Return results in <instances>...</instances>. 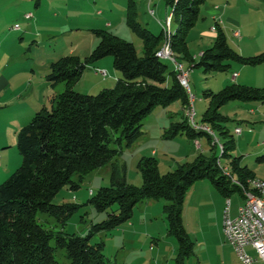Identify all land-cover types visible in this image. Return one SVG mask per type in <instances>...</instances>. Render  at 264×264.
I'll return each instance as SVG.
<instances>
[{
	"label": "trees",
	"instance_id": "obj_1",
	"mask_svg": "<svg viewBox=\"0 0 264 264\" xmlns=\"http://www.w3.org/2000/svg\"><path fill=\"white\" fill-rule=\"evenodd\" d=\"M203 1L165 0L171 7L175 26L169 44L176 60L186 61L191 68H201L204 73L225 71L231 60L245 65L263 63L264 50L242 55L230 46L220 25L216 27L213 43L204 48L198 58L192 56L187 34L199 19ZM125 22L140 37L142 55H138L132 42L109 30L96 28L92 31L99 40L90 54L83 59L67 54L50 63L47 81L53 87L62 82L64 89L54 95L50 109L41 108L17 132L21 163L0 183V264H60L55 259L59 248L65 250L71 264H118L107 260L102 252L103 242L91 243V237L127 222L137 203L151 199L165 200L167 232L177 243L174 264H186L194 244L181 216L187 188L201 178L210 179L224 195L249 188L247 181L254 177L252 170L241 165L235 156L230 158L228 167L220 161V157H230L229 151L235 146L226 128V123L232 119L219 108L230 100L263 103L264 85L235 82L218 91L204 89L202 92L208 106L201 122L208 125L215 136H220L216 137L217 142L214 135L193 129L184 115L171 122L168 129L170 136L186 134L193 140L206 136L211 145L208 154L200 152L193 160L180 163L166 173H160L154 158L142 156L137 164L141 185L127 181L126 165L115 159L121 144L130 146L142 134L143 120L155 106L179 100L184 112L188 94L174 68L156 55L163 42V31L154 34L139 22L133 0L128 1ZM105 56L112 57L113 66L121 73L115 85L96 94L74 90L85 68ZM217 143L222 146L220 155H217ZM259 159L264 160V154ZM107 164L111 165L109 185L91 192L86 202L97 211L113 204L117 208L109 212L106 219L91 224L86 235L64 233L67 219L81 204L53 203L54 196L63 187L77 190L88 173ZM39 213L52 217L54 226L59 229L38 221Z\"/></svg>",
	"mask_w": 264,
	"mask_h": 264
},
{
	"label": "rangeland",
	"instance_id": "obj_2",
	"mask_svg": "<svg viewBox=\"0 0 264 264\" xmlns=\"http://www.w3.org/2000/svg\"><path fill=\"white\" fill-rule=\"evenodd\" d=\"M17 1L18 2L15 0H6L0 3V39L5 35L4 44L8 42L10 38L13 40L15 39L8 45L11 47V51H13V56L18 58L16 62L18 66H25L30 69L32 68L31 66L28 67L30 62L34 63L36 61V63L40 64L47 54L54 51L60 54L57 55L59 57L67 54L78 56V54L84 52L83 47L78 49L75 53L68 51L67 47L70 42L68 36L45 39L43 30L37 25H34L32 33H27L28 23L31 22V19L27 20L22 17L27 4L25 0ZM113 1L115 5V10L112 14L113 21H110L109 18V22H112L113 27H109V31L115 34L119 32L123 34V36L125 35L126 37L124 36L122 38L132 42L135 45L138 55H142L143 45L140 37L128 28L123 16L117 11L116 5L121 0ZM19 2L21 4H19ZM111 3L112 0H109V11L110 8H112ZM96 9H94L93 13H86L85 10L87 9H83L80 19L89 23L94 22L98 17L94 14ZM137 9H140L138 5ZM19 10H22L23 13L19 14ZM170 11L171 7L168 6L167 13H170ZM165 16L166 15L160 17L162 21H164ZM170 17L171 15L169 18ZM138 20L141 21L143 25L149 23V26H153L158 30V26L154 22L155 19L147 14L145 10L139 11ZM16 24L19 25V29L15 30V32H10L15 29L13 27ZM86 26L88 25H84V27ZM174 27V23H172L173 30ZM124 29H127L128 32L125 33ZM195 30L193 26L189 31L193 32ZM92 33L91 35L96 36L94 32ZM35 40H37L38 46L34 42ZM189 41L194 47L197 46V41H195V39ZM195 52L198 53L197 50ZM79 57L83 59L85 56ZM106 57L110 59V61L108 60L109 67H104L107 70L105 76L102 74L95 76L93 70L83 71L80 78L74 84L73 89L82 93L96 94L103 89V87H113L117 80L115 73L118 72L119 75H121V73L113 66L112 57L105 56L103 58ZM163 60L170 68L172 67L173 64L171 61L166 59ZM181 62L187 68L190 67L188 62L183 60ZM229 63L230 67L227 70L210 73H204L202 69L198 67L189 68V86L191 93L195 96V118L198 122H201L202 114L208 106V100L203 98L202 95L204 89L218 91L227 85L226 80L230 79L233 71H239L242 75L241 79H243L245 76L244 70L241 72L240 67L246 69H261L260 67H262L264 62L257 65H245L231 60ZM36 71L38 72L39 69L36 68ZM249 81L256 82L254 79H246V81H240L238 83L257 86L248 83ZM25 82L26 76L24 77V75L22 76L19 74L14 84L20 85ZM61 85L62 84L58 86L60 90L62 89ZM1 94L4 95V97H2ZM5 96V93H0V110L8 107V103L3 101ZM258 105H260V107ZM45 106L47 109H50L51 101L49 98L47 100L45 99ZM180 106L179 100H175L166 106H155L143 120L142 134L130 146H126L124 143L121 144L120 151L115 159H118L119 162L126 165V179L130 184L139 186L142 183L141 174L137 165L142 156L154 158L160 173H166L174 169L180 163L193 160L200 153L194 146V140L186 134L179 133L175 136H170L168 134V129L171 124L168 115L173 113V116L177 118L176 121L180 120L182 117L180 115ZM252 107L255 108L254 113L249 111ZM219 111L232 119L226 123V128L229 134L232 135L235 146L233 150L229 151L230 157H220L221 163L228 167L230 158L233 156L238 157L240 164L246 165L252 170L254 177L264 180V160L259 159V157L264 154V102L230 100L223 104L219 108ZM6 124L5 119L0 116V133H2L8 141H12L11 146L8 147L9 163L12 169L15 170L20 165L22 159L16 144L18 130L16 132L10 126L6 128ZM236 125L241 128L240 134L234 132V127ZM217 136L214 134V140ZM220 141L222 142L223 139L220 138ZM200 142L202 148L205 150L203 153L208 154L211 145L207 137L201 136ZM217 150V155H220V149L218 148ZM110 170V164L95 169L85 176L80 188L77 190H70L63 187L54 196L52 200L53 203L74 202L81 204V206L67 219L63 228L64 233L86 235L91 230V224L106 219L108 213H111L117 208V205L113 204L106 210L97 211L92 205L86 202L90 197V190L95 193L100 187L109 185ZM228 198L230 199L229 209H231V214L235 215L238 206L243 202L239 191H233L228 195H224L208 178L198 179L187 188L182 204L181 216L185 229L194 244L193 253L187 258L186 264H189L188 260L192 261L191 264H197V258L202 261V264H231L233 262L232 256L236 254H234L229 246L230 244L226 240L223 230V220ZM149 201L150 202L147 200L137 203L133 209L131 218L128 220L131 223L134 222L137 224L139 222L143 225L139 226L140 228H138V225H135V227H137V233L134 236L128 233V229L132 227V224H128V221L115 228L102 230L93 234L90 242H103L102 252L107 260L116 261L118 264H148V260H151V264H154L155 259L152 256L158 248L161 249L163 254L167 253L168 255H170L172 251V245L175 246V250L177 249L175 238L167 232L168 225L164 212L165 200L151 199ZM37 218V220L43 224L53 227V229L56 230L59 229L54 226L55 220L46 214L39 213ZM219 221H222L221 229L218 227ZM130 236L133 237L134 242L131 241ZM128 238H130V240H128ZM146 238L148 242L144 243ZM193 258H195V260H193ZM55 259L60 264H71L70 259L66 256L65 250L62 248L56 250Z\"/></svg>",
	"mask_w": 264,
	"mask_h": 264
},
{
	"label": "crops",
	"instance_id": "obj_3",
	"mask_svg": "<svg viewBox=\"0 0 264 264\" xmlns=\"http://www.w3.org/2000/svg\"><path fill=\"white\" fill-rule=\"evenodd\" d=\"M6 0H0V3ZM18 2L17 0H15ZM21 1V0H19ZM27 7L24 11L23 18L30 20L28 23L27 33H32L34 25H37L39 28L43 30V35L45 39H55L58 36H68L70 42L68 44L67 50L75 53L83 47L84 52L78 54V56H86L90 51L94 48V46L98 42V37L93 34L92 29L102 28L108 29L109 27H113V13L115 10L114 1L112 0V8L109 11V0H25ZM129 0H121L117 3V11L120 15L123 16L125 20L127 5ZM136 5L139 6V10L137 9V19L140 10H145L147 14L152 16L155 19V24L158 26V30L149 26V23H146L147 26L154 34H159L162 31L161 27V18L163 15L170 14L168 11V6L165 3V0H133ZM29 3V5H28ZM84 3V6H83ZM19 4H21L19 2ZM17 4V5H19ZM99 7V8H97ZM97 8V9H96ZM85 10L86 13H93L94 9L96 12L94 13L96 16V20L94 22L83 21L81 18V12ZM153 10V15L150 14L149 10ZM27 12L32 13V17L25 18L24 15ZM78 12V13H77ZM19 14H22V10H19ZM141 14V13H140ZM17 15V10H16ZM156 15V16H155ZM172 16V15H171ZM200 20V21H199ZM220 20V27L223 29L227 36L228 43L231 47L237 50L242 55H254L264 50V0H204L201 5L199 19L194 25L195 31H189L187 34V42L188 48L192 56L198 58L199 54L202 50L208 46H210L216 36V31H212V25ZM143 24L141 21H139ZM84 25H88L84 27ZM90 25V26H89ZM115 28V27H114ZM129 28V27H128ZM239 29L240 37H235L232 34L233 29ZM19 29V28H18ZM17 29H13L15 32ZM125 33L128 32L127 29H124ZM158 31V32H157ZM171 31L172 23H171ZM195 32V33H194ZM114 33V32H113ZM11 34V33H10ZM120 37H124L123 34L116 32ZM130 35V33H129ZM3 35L0 39V93H5V98L3 101L8 103V107L0 110V116L6 121V128L8 126L12 127L14 131L17 132L23 125L27 124L33 115L39 111L41 108L45 106V99L51 101V105L53 103L52 98L57 93L61 92L64 89V84L62 82L57 83L54 87L49 84L47 81L46 75L49 70V65L52 61L59 58L60 55L57 52H50L46 55L41 63L30 62L28 65L32 68H27L25 66H18L16 63L18 61L17 57L13 56V51H11V47H9V43L14 40L10 38L8 42L5 40L4 42ZM126 37V36H125ZM131 37V36H130ZM128 39V38H127ZM191 39H195L197 41V46L191 45ZM37 46V40L34 41ZM190 42V43H189ZM191 45V46H190ZM198 51L195 52V51ZM107 58V57H106ZM101 58L87 66L84 70H93L94 75H101L95 71L96 68L105 69L109 67L108 63L110 59ZM109 60V61H108ZM261 66V65H260ZM39 67V68H38ZM106 67V68H104ZM173 67V66H172ZM186 67V66H185ZM36 68L39 71H36ZM256 69H246L244 67H240V71L244 70V78L241 79L242 75L239 71H233V73H237L236 77H232L233 73L230 76V79L226 80V83H238L240 81H246V79H254L256 82L249 81L248 83L261 86L264 83V63L262 67ZM91 72V71H89ZM85 73V72H84ZM107 73V70H106ZM21 74L24 77L26 76V82L23 84H14L17 76ZM119 73H115V77H119ZM246 77V78H245ZM61 85V90L58 89V86ZM104 88V87H103ZM2 97L4 95L1 94ZM7 101V102H6ZM7 105V104H6ZM260 107V105H258ZM181 107V106H180ZM249 111L251 113L255 112V108H250ZM180 115H183V108H180ZM170 117V123L176 121V117L173 116V113L168 115ZM236 127H239L236 125ZM5 133V132H4ZM17 140V139H16ZM200 142V137L198 138ZM12 141H8L2 133H0V183L3 182L8 176L14 171L12 166L9 163V152L8 147L11 146ZM194 146L196 150L200 152H205L202 148V144L200 142V147L198 148L195 143ZM90 190L89 193H91ZM242 199L243 195L239 192ZM244 200V199H243ZM148 202H150L148 200ZM148 205V204H147ZM229 215L231 214V209H229ZM236 215V214H235ZM145 222V221H144ZM131 222L128 221V224ZM132 227H130L129 235L134 236L137 231L135 225L143 226L142 223H134L132 222ZM218 227L222 228V221L218 222ZM131 237V241L134 242L133 237ZM130 240V238H128ZM148 242L146 241L144 243ZM152 245V244H150ZM172 245V243H171ZM233 250L232 246L229 245ZM246 251L256 257V253L251 246L246 247ZM234 252V250H233ZM155 254V255H154ZM153 254L152 257L155 259L154 264H174V256L176 254L175 246L172 245V251L170 255L167 253L161 252V249L158 248L157 251ZM232 254V253H231ZM235 254V252H234ZM232 256V255H231ZM236 256V255H235ZM232 256L233 262L231 264H242L240 260ZM197 258V257H196ZM237 258V261H236ZM195 260V258H193ZM191 260H188V263L191 264ZM197 264H202V261L198 260ZM148 264H151V260H148ZM255 264H261L260 262H256Z\"/></svg>",
	"mask_w": 264,
	"mask_h": 264
},
{
	"label": "built area",
	"instance_id": "obj_4",
	"mask_svg": "<svg viewBox=\"0 0 264 264\" xmlns=\"http://www.w3.org/2000/svg\"><path fill=\"white\" fill-rule=\"evenodd\" d=\"M149 12L151 15H153L154 13L152 9H150ZM169 16L170 14H166L164 21L160 23L162 31L169 30ZM24 17L30 18L32 17V13L27 12ZM220 22V20H217L212 25L211 30L216 31V27L217 25H219ZM13 28L18 29L19 25L16 24ZM232 34L235 37H240L239 29H233ZM161 54L166 56L169 61L172 62V66L176 72V77L188 94V98L190 101V109L189 112H183L185 119L187 120V122H191L192 125L195 126V130H204L210 134V127L202 122H198L195 118V97L194 94L191 93L189 86V68H191V65L189 68H187L181 61L174 60L168 54L166 49ZM95 71L97 73L102 74L103 76L106 75L105 69L96 68ZM236 75L237 73H233L232 77H236ZM234 132L236 134H240L241 128L236 127L234 129ZM214 141L217 142V140ZM194 143L198 148L200 147V142L198 139H194ZM217 145L219 148V143H217ZM221 171L225 174L222 168ZM252 180H254V177ZM262 186L264 190L263 179ZM241 193L243 195L244 200L242 204L238 206L236 215H229L230 199L228 198L226 202L227 206L223 220V230L226 236V240L232 246L237 258L242 264H255L256 262L264 264V201H254L243 190H241ZM247 246H251L254 249L256 257L250 255L246 251Z\"/></svg>",
	"mask_w": 264,
	"mask_h": 264
},
{
	"label": "bare ground",
	"instance_id": "obj_5",
	"mask_svg": "<svg viewBox=\"0 0 264 264\" xmlns=\"http://www.w3.org/2000/svg\"><path fill=\"white\" fill-rule=\"evenodd\" d=\"M171 23H172V18L170 17L169 18V30L168 31H163V35H164L163 42H162V44L160 45V47L156 51V55L160 59L169 60L166 56H164L163 54H161L166 49L167 52H168V54L174 60H176V58L174 56V53H173L172 49L170 48V44H169V38H170V33H171ZM189 109H190V101H189V98H188V104L184 108V112H189ZM189 124H190V126L193 129H195V126H193L191 122H189ZM210 134L214 135V133H213V131L211 129H210ZM215 140H217V139L215 138ZM219 147L222 148L221 145ZM252 179L253 178H251V179H249L247 181V184H248V187L249 188L248 189H243V191L246 192V194L251 199H253L254 201H264V190H263V186H262V179L256 178V177H254V180H252ZM235 183L237 185H240L242 187V184L239 181L236 180Z\"/></svg>",
	"mask_w": 264,
	"mask_h": 264
}]
</instances>
